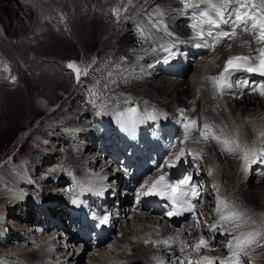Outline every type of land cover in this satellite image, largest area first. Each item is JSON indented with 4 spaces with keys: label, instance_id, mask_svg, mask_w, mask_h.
I'll return each instance as SVG.
<instances>
[{
    "label": "rangeland",
    "instance_id": "374dc122",
    "mask_svg": "<svg viewBox=\"0 0 264 264\" xmlns=\"http://www.w3.org/2000/svg\"><path fill=\"white\" fill-rule=\"evenodd\" d=\"M10 3L13 4V2ZM47 5L49 4L47 3ZM62 5H64V7L61 8L62 10L69 9L68 12L70 14L68 13V16L61 10L58 11L56 5L55 12L53 11V7H51L50 13L46 19L56 23L58 16L63 14L64 17L62 21L64 22V20H66V25H64L69 32L67 36L63 35L58 30L55 31V28L52 29L47 27L41 34L36 35L33 38L34 40L30 39L31 37L25 38V35H21L20 33H17L16 37L12 39L9 36L18 28V22H22L24 27L29 29L26 32L32 29L33 25H28L29 22L26 24L29 18V10L20 5L21 9H17L19 12L15 19H10V27H7L8 15L0 14V28H2L4 34H6V40L4 41L5 45H0V52L2 58L6 60L7 72L11 75L12 80V83H7L8 79L6 75L0 77V163H3L7 171H12V168H14L20 173L22 169L32 172L34 170V165L30 163L31 159L34 164L44 161L46 166H54L58 169L59 165H54L55 163L52 160L47 161L48 157L54 154L56 158L57 152L68 149V147L62 145L64 143H60L59 141H55L57 145L54 147V144L48 141V135H59L58 131L50 130L51 122L54 123L63 120L71 126L75 127L74 124H78L81 128H85L83 125H89L91 119L93 116L97 115L101 104L104 102H107L113 97L137 96V94L140 96L138 92H141L140 89H144L146 86L143 81L153 78L150 73L143 72V68L146 67L145 51L137 42L130 47H125V40H123V38H118L119 33L112 35L110 29L127 32L129 36H132L133 33V37H135H130V40L133 42L137 41L138 37L136 35L138 34L142 37L140 40H144V37L149 39L154 38L150 44L156 41L157 38H155V36L157 34L165 37L164 44L174 42L177 36H168L164 32L160 33L155 31L153 29V24L147 21L145 14L138 15L140 3L136 6L133 3L124 5L123 19L118 23L112 22L109 9L101 0H78V2L74 1L72 4H70V2L65 3L64 0ZM65 6L67 7L65 8ZM14 9L16 10L15 6ZM150 10L154 11L152 8H150ZM131 17H136L134 18V24L136 27L139 26V33L135 27H131L132 33L130 31L128 32L129 21L132 20ZM169 20V18H166V21ZM93 22H95V25L96 23L100 26L102 25V30L98 32L97 35L94 34L95 26L91 25ZM38 28L39 26L36 25L35 31L37 34L39 32ZM58 28H60V26H58ZM5 30H9L10 35H8ZM83 36H85L84 42L86 46H84L81 39ZM36 49H41L40 54H47L45 55L47 58H39L36 56ZM131 51H134V53H130ZM25 54L26 57H24ZM30 55L31 58L33 57L32 59ZM70 57L90 62L94 61L87 75L77 83H74L70 73L64 68L65 60ZM25 60L28 64L31 63V71H28L26 69L27 67L22 64V61ZM121 61H125L128 67L117 70V66ZM189 76L190 75H188L187 78H189ZM134 78L137 79V83L131 81ZM88 83H90V85ZM96 87L99 88V95L95 97L94 93L91 94V90H95ZM189 89L191 90V88ZM147 92L149 94L146 95L149 99L157 100L160 104H167L169 101L170 103L168 105L170 106L178 108L184 106V102L175 99L177 95L176 90L175 93L173 92V95L168 97L169 100L165 99V95H162L153 88ZM67 93H71L70 99L61 102V100L66 97ZM87 95H91L95 97V99L89 101ZM32 96L33 98L34 96H38L43 102L50 105L58 101L60 102L59 108L57 112L51 116V120H46L42 117L43 112L40 111L38 107L34 106ZM181 97L183 98L184 96L181 95ZM239 107H241L240 103ZM222 110L224 109L222 108ZM212 111L213 109H211V113ZM80 114H82V116H80ZM232 117L233 116H230V114H226L225 117H222V121L230 125ZM218 126L222 135L228 139V129L224 125ZM224 129L226 131H223ZM47 146H52V148L48 149ZM228 146H231L230 143H228ZM10 156L17 159L16 164L14 163V165H11ZM210 158L213 162L217 160L216 156L213 155H211ZM57 159H61V157L57 156ZM215 165L217 166L221 189L226 194L224 196H229L234 199L232 200L234 202L250 205L251 203L246 204V195L248 196L252 191L259 192L255 193L254 196L258 197L260 200L263 199L261 204L264 206V187L260 189L258 188L260 184L256 186L255 183L251 182L250 185H254V188L245 184H240L238 187L234 183L233 188L226 189L221 183L222 170H219L218 163ZM45 171L46 170L40 172V180L45 179V176H47ZM235 179L234 181H236ZM209 193L211 194V192ZM1 204H3L2 201H0V207ZM262 209L263 210H256L252 207L251 212L254 214L251 213L250 216H256L263 222L264 207ZM6 213L8 221L6 220L5 222L10 225L14 221L11 218L13 214L12 210L6 211L0 209V216L4 217ZM256 231L260 230L255 229L253 232ZM246 233H252V231ZM262 243H264V235L257 237L255 240V244H257L255 249L260 251V255L262 256L261 260L256 262V264H264V249L262 250L261 248L264 244L262 245ZM8 250L11 251L12 247L8 248ZM83 264L86 263L84 262Z\"/></svg>",
    "mask_w": 264,
    "mask_h": 264
},
{
    "label": "bare ground",
    "instance_id": "6f19581e",
    "mask_svg": "<svg viewBox=\"0 0 264 264\" xmlns=\"http://www.w3.org/2000/svg\"><path fill=\"white\" fill-rule=\"evenodd\" d=\"M63 1L64 0H27V2H31L33 5H36L37 11L43 10V13L46 14L45 18L38 19V21H36L34 23V25L32 26V29L30 31H28V32H26V31L29 30V29H26V27H24L22 22H18L17 23L18 28L15 29L14 32L11 33V35L9 33V30H5V32L8 35H10L9 37L12 38V39L16 37L17 33H20L21 35H25V38L26 37H29V38L31 37L30 39L34 40L33 38L36 36V34L34 33V32H36L35 31L36 25H38L39 26L38 29L41 30L43 28L44 22H47V20L50 21L49 19H46V18L48 17V14L50 13V8L51 7H53V11H55V6L57 5L56 9L58 11L61 10L65 15H67L69 13L68 12L69 9H67V10L66 9L62 10L61 9V8L64 7V5H62ZM74 1L78 2V0L77 1L76 0H65V3L66 2H70V4H72V3H74ZM10 2H13V4H11ZM243 2H245V0ZM47 3L49 5H47ZM179 3H181L180 0H179ZM20 4L21 3H19L18 0H0V14H3V15L6 14V16L8 15V17H9L7 27L11 26V22H10L11 20L10 19H15L17 13L19 12V10H17V9H21ZM113 4H114V0H112L108 5L111 7V5H113ZM14 6L16 7V10L14 9ZM67 6H65V8ZM166 6H167V3L165 1H163V2H161L159 4H155L154 0H145L144 1V5L142 6V8H140V10L138 12V15L150 14L148 16L149 21L153 22L154 24L158 25V27H159V30H158L157 27H154V29L156 31L164 32L162 29H163L164 26H167L168 31L171 32V33H174L176 30L181 29L186 34H188V32H187V30L185 28H181V26L183 25V23L185 21V20H181V18L183 17L182 14H181V10H179L177 8L176 9L173 8L172 11L170 12ZM150 8L159 9L158 10L159 16L158 17H153V15H152L153 13L150 11ZM246 9H247V12L250 13L251 17H252V19H250L249 23H248V30H249V28L252 30V25L253 24H257L258 25L261 22V18H264V9H261L260 2H259V5L257 6V9H256V5H255L254 1H252L251 7L250 8L246 7ZM210 12H211V14L214 15V19H218L215 16V14H214V12L212 10ZM161 13H163V15H161ZM36 15H37V13H36ZM13 16H14V18H13ZM63 17H64L63 14H61L60 16H58V20L56 21L57 24L55 22H53V21H50V25L54 26L57 30L61 31L62 27H63V23L65 24V21H66V20H64V22H61ZM134 18H136V17H133V19L131 21H129L130 22V29H131V27H135L137 29V27L132 24L134 22ZM165 18H172V19L175 18V21L173 23V26L175 25V28L173 26H171V24L167 25L165 23ZM188 18H189V20H191V16L190 15L188 16ZM120 19H122V17ZM120 21H122V20H120ZM233 21H234V19H231L230 23H233ZM27 23H28V21L26 22V24ZM94 23L95 22H93V24H91V25L95 26V33L94 34L97 35L98 32H100L102 30V25L100 26L97 23L95 25ZM186 25H188L187 22H186ZM58 26H60V28H58ZM220 26L223 27L225 30H229L230 27H231V24H229V23L223 24L222 23ZM68 27H70V26H68ZM240 30H242V34H241L240 38L243 35L248 33V30L245 31L243 28H241ZM110 31L112 32V35L119 33V36L118 35H116V36H118L119 39L123 38V40H125V42H126L125 47L126 46L130 47L131 45H133L136 42V41L133 42L132 40H130V36L127 34V32H120L117 29H113V30L110 29ZM212 31H213V34H215V32L217 31L215 26H213ZM75 32H76V30H75ZM206 33H207V29H205V34ZM256 33H257L258 38H259L260 32L256 31ZM254 35L255 34H252L251 38L242 39L241 41H239L236 38L233 39L232 33L230 31L229 32V36L225 37V38L221 39L219 42L215 43L214 47H215L216 51H219V53L222 55L221 56L222 59L224 61H228V59L231 58V57H234V55H241V52H242V50L244 49V47L246 45H249L252 42L257 41L256 35L255 36ZM84 38H85V36H83L81 39H82V42H83L84 46H86V44L84 42ZM188 38H191V35H188ZM251 39H253V40H251ZM137 40H139V39H137ZM89 41H91V40H89ZM209 43L210 44L212 43V38L211 37H209ZM146 44L147 43L145 42L143 45H146ZM26 45H27V43H26ZM40 50L41 49H36V56H38L39 58L40 57L47 58V56H45L47 54H45V53H41L40 54ZM225 51H229V52H225ZM132 52L134 53V51H131L130 53H132ZM24 57H26V54L24 55ZM30 58H31V55H30ZM69 60L72 63H74L75 69H77V70H74L75 72H78V71L81 70L82 67L77 62L78 59L70 57ZM2 61H3V59L0 57V77L1 76L3 77V76L6 75L7 79H8L7 83H12L11 75H9L7 70L3 69V67L1 66ZM22 64L25 67H27L26 69L28 71L29 70L31 71V68H32V67H30L31 63L28 64L26 62V60H25V61H22ZM124 67H128V64L125 63V61H121L119 63V65L117 66V70H121ZM190 67H191V64L189 65V68ZM211 67H212V65L205 66V67L201 66L200 69L198 67L197 68L192 67L190 70H188V73H187V75L188 74L190 75L189 78L186 77V79L185 78L183 79V77L186 75L185 74L186 72H184V73H182L180 75L179 81H177L175 83H170L172 85L165 84L164 81H159V82H157L156 85L152 84V82H149L148 84H146L144 89L143 88L140 89L141 92H138V93L141 94L140 96L143 99L142 101L152 100V99H149L146 94H149L147 91H149L151 88H153L154 90H156L157 92L161 93L162 95H165V97H166L165 99L169 100L168 97L173 95V92L175 93V90H176V92H177L176 94L177 95H176L175 99L180 101V102H184L185 103V101L187 99L191 100V97L194 95V93L197 92V90H199V92L200 91L201 92L205 91V94L203 95L204 99H202L201 105H199L200 104V99L194 100V103H197V106H200V113H199L198 116H201V118L196 121L194 126L198 127L199 123L200 124L201 123L207 124L211 128V130H213L214 132H216V134L218 136H220V137H218V139L222 140L224 137H223L222 134L217 132L216 126H218V125L223 126L224 125L227 128L228 125H229V124H226L225 121L224 122L222 121V117H225V115H226L223 112L222 108L225 111H228V114H230V116H233L231 119H233L235 121L234 122L235 126L233 125V127H231L230 130L236 128L237 126H242V124H247V122H250L251 120H249V118H251L252 115L254 116L253 112H255V111L242 112L243 110H241L239 112L238 111V107H235L234 105H231V104H226L225 105L223 103H221V105H219V103H217V101H213L211 105H208L209 104L208 102H210L211 99H210V97H208V95L206 93H209V90H208V88L205 89V85H207V83L205 84V80L203 82L202 76H201V74H199V70L202 73H204L206 71L211 70ZM68 71L71 72L70 69H68ZM210 74H211V72H208V73H204L203 75L207 79V76L210 75ZM189 88L192 89L191 93L190 92L188 93ZM41 92H42V90H41ZM181 95H183L184 97L182 98ZM38 96H34L33 100L40 107L45 108V109H49L51 106H53V105L47 104L46 102H43ZM137 96H138V94H137ZM70 97H71V93L70 94L67 93L66 97L64 99H62L61 102H65L66 100H69ZM167 103H170V102L168 101ZM244 103H245V101H244ZM246 104H250V101L247 100ZM260 105L261 104L259 102V106ZM211 109H213L212 113H211ZM244 114H245V117H244ZM52 128L57 130L58 126L56 124H53ZM245 128H246V126H245ZM224 131H225V129H224ZM205 134H206L207 138L206 139L205 138H201V139L204 140L207 148H210L209 154L210 155L216 154V158H217L216 162L218 163L220 169L222 170V177H221L222 186H224V188H226V189H229V188H233L234 183H235L239 187L240 186V182H238L239 179H238V177H236L237 175H236V172H235V169H236V167L238 165V162H237V159L235 158L234 152L224 150V148H230V147H224L223 148L220 145V143L223 144V142L218 143L217 140L212 139L211 136L214 135L213 133L205 130ZM200 136H201V133H200ZM93 138L95 140L97 139V137L94 136V135H93ZM237 138L240 139V136H237ZM202 144H203V142H202ZM208 144H210V147H209ZM104 146H107V145H104ZM112 151L114 153H116V154L118 153L117 150H112ZM112 151H110V155L112 154ZM205 156H206V154H205ZM64 165H66V163H64ZM44 169H46V165L43 162L36 165L35 172L32 174V176L34 177L35 180H37L39 172H41ZM249 173H251V176L256 175V173H254V167L251 168ZM60 174L62 176H64L63 180H65V179L68 180V178L65 176V173L63 171L60 172ZM235 177H236V179H235ZM198 179H199V183H201L202 185H207V178H204L202 176V173L198 174ZM234 179L236 181H234ZM45 184L44 183L42 184L43 187L46 190H49L51 193H53V191L67 193V191L71 190V188L69 186H63V185H58L55 188L54 183L51 180L48 181ZM255 185L258 186L257 184H255ZM2 186L4 187V185L0 184V187H2ZM253 186L254 185H249V187L254 188ZM261 187H264V182H261L260 186L258 188L261 189ZM4 190H6L5 187H4ZM221 193H224L222 189H221ZM255 193H259V192H253L252 191L251 193L248 194V196L246 195V197H247L246 204H250L251 203L250 205H247L251 209V211H252V207H254L256 210H261L264 207L261 204V201L263 199L260 200L258 197L254 196ZM243 194H245V193H243ZM218 216H219V219H220V215H218ZM18 217H19L18 218L19 222H18V224L16 223L15 226L16 227L20 226V230L23 231L26 235L36 236L37 234L33 233V231H31V230H29L27 228L28 225H30L31 222H33V219L29 218L27 220H23V219H21L20 216H18ZM227 237H228L227 234H223V235L219 236V238H221V239L227 238ZM13 238H14V236H11V239H13ZM11 239H10V241H11ZM133 242H134L133 240H129V238L126 236L125 231H122L121 234H120V239L118 240L119 246L115 247V250H114V248H112V251H99V250H97L98 256L94 257V258H89L88 256H86V254L88 252V249H85L80 255H77L74 258H70L66 262H67V264H71V263L72 264H83L84 262L86 264H124L128 259H132L133 261H137L138 256L141 254L142 249L137 248L135 246V244H133ZM74 244H76V243H74ZM111 244H113V243H111ZM223 249H224V247L219 248L220 251L223 250ZM24 252L25 253L23 255H20V257H21L22 260L28 262L27 251H24ZM116 252H118V254ZM15 254H18V252L14 253V255ZM90 254H91V252H90ZM114 257H119V259H117L116 261H112V259ZM73 260H74V262H73Z\"/></svg>",
    "mask_w": 264,
    "mask_h": 264
},
{
    "label": "snow or ice",
    "instance_id": "6c2138e0",
    "mask_svg": "<svg viewBox=\"0 0 264 264\" xmlns=\"http://www.w3.org/2000/svg\"><path fill=\"white\" fill-rule=\"evenodd\" d=\"M180 2L183 4V10H181V14H183L184 10L192 9V16H191V23H189V28L192 29L194 36L191 39H194L198 41L196 44V47H200L201 43L203 42V45L205 47H214L215 43L219 42L221 39L228 37L229 32L228 31H216L215 34H213V26L215 28L219 29L220 25L229 23V20L226 18L227 16L234 15L235 20L233 21L234 27L231 29V33L234 36L235 32L239 28H243L245 31L248 30V23L249 20L252 19L251 14L248 12H241L240 8L245 7V5L241 4L239 8L235 10V12L229 11V5L232 3V0H219V2H214V0H198V3H192L191 0H180ZM200 5H207L208 9H211L215 16L218 19H213L207 10L199 11L197 12L196 9ZM261 9H264V0H261L260 2ZM116 8H113V13L116 12ZM159 9H157L158 11ZM163 15V13H161ZM153 27H157L159 30L158 25L153 24ZM205 29H207V33L205 34ZM166 35L171 36L172 33L168 31L167 26H164L162 29ZM253 33L255 34L256 31L260 32V36L257 39V43L264 42V18H261V22L257 24L252 25ZM209 37L212 38V43H209ZM260 54L262 59L260 60L259 66L252 64L249 62L247 57H231L228 59V61L224 65V71L221 72L218 76L214 77H208L210 81H212L213 86L216 91H223L227 89H231L232 84H230L228 81L232 74L234 72L238 71H245V72H255L259 71L261 75H264V49L260 50ZM69 68L75 69L74 63L70 62L68 64ZM14 79V78H13ZM77 80H79V73H77ZM237 83H240V81H237ZM247 83L246 81L244 82ZM261 94L264 95V85L261 86ZM255 90V89H253ZM183 112V110H181ZM149 118H154L151 114H149ZM196 121H191L190 124L194 125ZM185 128V140L189 139V124H184ZM209 129V126L205 124L203 126V129H201V137L207 138L205 134V130ZM212 139L217 140L218 143H220L218 137L215 135L211 136ZM192 139L199 141L200 138L192 137ZM228 141H224L222 144V147L226 144H228ZM232 144H235V148H224L226 151L235 152L237 149H240L239 144L236 141H231ZM244 152L243 159L245 163L250 162V158H254L256 156V149H240ZM260 154L264 156V150H261ZM184 155V150H180V155L177 156L176 160L173 161L168 165V167H175L176 163L181 160V157ZM138 195H144V196H167V198L172 202L173 210L169 211L167 213L168 216L173 215H180L181 212H190L193 213L194 219V208L195 205L191 203L190 198H195L196 192L195 187L192 186L190 182V177L184 176L180 178L179 180L175 182H170L166 180L165 175H161L156 181L153 182L152 186L148 189L147 192L138 193ZM218 210H219V203H218ZM240 215L235 212H229L227 215H221L220 219L222 221H231L233 219H240ZM107 217L104 218V220L101 221V223H106ZM217 227L216 224L212 225V229L215 230ZM264 235V233L260 231L252 232V233H246L241 234L240 237L235 238L236 243V250L232 251V257L233 259H226L224 261H220V264H241L240 258H239V252L243 251V249L253 242H255L256 238ZM147 243L148 241H144ZM159 243L163 244L165 247L168 246V241L163 240ZM206 241L201 239L197 244L195 245L196 249L201 248ZM207 259V257H205ZM160 264H163V262H160Z\"/></svg>",
    "mask_w": 264,
    "mask_h": 264
},
{
    "label": "water",
    "instance_id": "95a60500",
    "mask_svg": "<svg viewBox=\"0 0 264 264\" xmlns=\"http://www.w3.org/2000/svg\"><path fill=\"white\" fill-rule=\"evenodd\" d=\"M65 66H66V67L68 66V61H66Z\"/></svg>",
    "mask_w": 264,
    "mask_h": 264
}]
</instances>
